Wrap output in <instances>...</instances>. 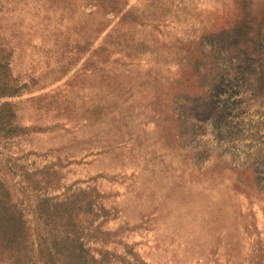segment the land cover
<instances>
[{
    "label": "rangeland",
    "instance_id": "obj_1",
    "mask_svg": "<svg viewBox=\"0 0 264 264\" xmlns=\"http://www.w3.org/2000/svg\"><path fill=\"white\" fill-rule=\"evenodd\" d=\"M0 264H264V0H0Z\"/></svg>",
    "mask_w": 264,
    "mask_h": 264
}]
</instances>
